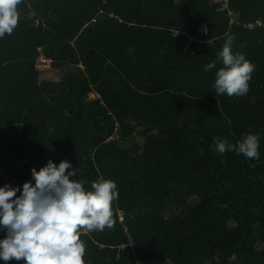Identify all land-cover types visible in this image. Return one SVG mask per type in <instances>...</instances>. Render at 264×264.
Returning a JSON list of instances; mask_svg holds the SVG:
<instances>
[{"label":"trees","instance_id":"1","mask_svg":"<svg viewBox=\"0 0 264 264\" xmlns=\"http://www.w3.org/2000/svg\"><path fill=\"white\" fill-rule=\"evenodd\" d=\"M17 11L0 38V187L34 183L48 160L68 161L86 191L114 181V227L81 235L85 264H264V0H21ZM183 33L203 42L194 54ZM229 35L255 65L244 96L213 88ZM41 55L51 70L36 67ZM249 133L259 159L214 151L213 137ZM133 136L143 151L130 157L119 143Z\"/></svg>","mask_w":264,"mask_h":264},{"label":"clouds","instance_id":"2","mask_svg":"<svg viewBox=\"0 0 264 264\" xmlns=\"http://www.w3.org/2000/svg\"><path fill=\"white\" fill-rule=\"evenodd\" d=\"M21 0H0V38L11 35L19 19L17 5ZM206 33L207 28L202 26ZM235 37L229 35L217 60L223 67L213 84L216 95L244 96L255 65L244 54L233 53ZM208 43V42H207ZM216 68V61L205 65L204 71ZM214 151H233L248 159H259V138L249 133L235 144L213 137ZM72 165L62 160L58 165L48 160L39 171L31 170L32 180L22 188L5 184L0 187V227L6 231L0 240V259L24 260L26 264H85L82 234L103 232L114 227L113 202L118 199L117 185L98 177L91 191L69 177L76 176ZM20 192L17 196L16 193Z\"/></svg>","mask_w":264,"mask_h":264},{"label":"built area","instance_id":"3","mask_svg":"<svg viewBox=\"0 0 264 264\" xmlns=\"http://www.w3.org/2000/svg\"><path fill=\"white\" fill-rule=\"evenodd\" d=\"M229 2H230V0H214V3L216 5L221 4L222 8L225 10L228 8ZM247 28H253V26L248 25ZM183 35H185L186 38H188V42H186V45H185L186 50H188L191 54H194L196 49H198L200 46H202L203 42L200 40H197L196 38H193L189 34L183 33ZM36 67L43 72H47L50 69H52V60L41 55L37 59ZM93 97L96 98V97H100V96L93 94ZM82 235H85V234H82ZM2 239H4V238H0V240H2Z\"/></svg>","mask_w":264,"mask_h":264},{"label":"rangeland","instance_id":"4","mask_svg":"<svg viewBox=\"0 0 264 264\" xmlns=\"http://www.w3.org/2000/svg\"><path fill=\"white\" fill-rule=\"evenodd\" d=\"M55 73L56 72L52 70L48 74L54 75ZM43 76H45V75H43ZM93 94L98 95L97 93H91L90 94V98L91 99L99 98V97L94 98L93 97ZM116 136H117V134H116ZM143 142H144V139L143 138H141L139 136H133V137L128 138L126 140H122L119 143V146L121 148H123V149L132 148L130 157H135V156H138L139 154L142 153V151H143ZM8 176H9V173H7V172H5L3 170H0V179L1 180H7L8 179Z\"/></svg>","mask_w":264,"mask_h":264}]
</instances>
